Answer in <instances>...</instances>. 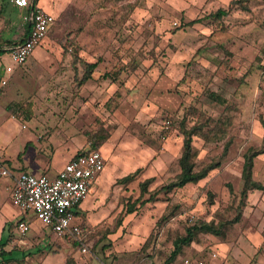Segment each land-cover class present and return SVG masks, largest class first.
<instances>
[{
	"label": "rangeland",
	"instance_id": "1",
	"mask_svg": "<svg viewBox=\"0 0 264 264\" xmlns=\"http://www.w3.org/2000/svg\"><path fill=\"white\" fill-rule=\"evenodd\" d=\"M229 1L48 0L57 11L40 47L55 58L29 82L31 96L23 105L13 104L14 111L22 119L47 118L52 129L65 127L75 135L68 139L76 150L100 148L105 168L113 173L136 172L130 183L106 185L102 204L97 194L106 178L94 182L96 194L80 208L87 254L52 236L51 255L68 245L73 264L117 259L123 264L131 260L123 253H132L136 264H180L188 256L203 264L264 263V152L254 158L252 169L253 181L263 189L247 190L245 196L241 191L243 156L259 151L264 140V0H248L246 9L235 7L221 19L208 17ZM24 12L0 0V48L23 36ZM74 56L99 62L81 84H89L82 97L81 73L75 75L70 66ZM190 127L199 128L191 139L196 168H215L195 184L161 193L157 203L140 205L145 194L137 184L149 169L154 177L146 195L158 194L178 175L182 130ZM82 130L86 134L77 133ZM28 133L24 128L15 139L24 141ZM138 197L129 221L147 214L151 229L142 233L127 224L119 230V212ZM90 211L99 217L87 218ZM203 223L219 235L197 233L170 260L173 242L187 234V227ZM9 224L19 238L14 221ZM17 254L5 253L0 264Z\"/></svg>",
	"mask_w": 264,
	"mask_h": 264
},
{
	"label": "crops",
	"instance_id": "2",
	"mask_svg": "<svg viewBox=\"0 0 264 264\" xmlns=\"http://www.w3.org/2000/svg\"><path fill=\"white\" fill-rule=\"evenodd\" d=\"M10 1L12 5L15 8H17V10H20L21 12L23 10L25 11L21 17L22 19L24 18L23 20L24 31L22 33L23 36L17 42L7 43L0 48V52H1L0 61L2 57H5V54L8 55L10 47L22 43V41L28 35L27 33L30 26L28 20V16L30 14V5L19 8L14 5L12 0ZM31 1L34 2V0ZM34 3L38 4L40 7H42L46 12L50 13L51 15L56 14L57 10L52 5H50V3H48V0H36ZM54 17L55 16H53V23L48 29L47 33L54 24ZM47 33L45 39L47 38L48 35ZM80 37H82V34L80 35ZM45 39L43 40V42L45 41ZM40 46L34 50L33 54L29 56L23 62V64L18 66L14 65L10 73L4 72V67L10 64L9 61L7 60V62L4 65H1L0 62V81L2 79L6 80L5 85L0 84V156H2L3 159V163L1 166L3 168H6L9 172L8 175L0 174V240L5 244L2 247L3 251H5L6 253L18 252L16 257L8 259V261L3 262L2 264H18V263L19 264H65L66 263V259L68 258L67 253L69 252L68 245L63 246L62 249L59 250L58 255L56 254H55L56 256L51 255V253L48 251L50 248V241L53 240L52 236H57V235H54L50 231L48 235L42 233L43 230H41L38 224L36 223L38 221L34 220L33 216L30 215L29 213L24 214L23 212H21L12 203L10 192L14 184V179L17 178V176L20 173H23L25 171L32 173V171H36L38 172L39 175L44 168H47L48 172H51L50 173L51 175H55L64 166L66 161L72 159L79 153H84L88 150H91L88 148H85L83 150L82 149L76 150L74 144L70 142L68 139V138H74L75 135L68 134L67 131L69 130H66L65 127L63 128V130L61 129L58 130L56 127L52 129V127L50 126V122L47 118H41L42 120H40L35 116L28 115L26 116L27 117L26 119H22V117H20L19 115V111L16 112L13 109L12 106L13 104L23 105L25 103L23 101L27 100V97L31 96L29 82H33L35 77L38 75L37 74L38 71L43 70L42 68L49 65L50 60L55 58L49 51L42 49ZM86 62L94 63L95 61L86 60ZM98 65L99 62H96V66L93 69V71L96 70ZM92 75H94V72L92 73ZM88 85L89 84L87 83L81 85L80 93H79L80 97H82V95L87 92ZM91 87L93 88L94 85H92ZM104 100L106 101V99ZM79 101L81 102V100ZM27 127L29 128V133L27 134L26 138H24V141L21 139L17 141L15 139L16 133L21 130H24V128ZM77 133L86 134V132H84L83 130ZM59 136H62V138L60 139L61 141L57 139L59 138ZM86 137L89 138L100 137L104 139L105 137L106 139L107 137L109 138V136L106 135L104 136L86 135ZM97 150H99L100 152V148ZM54 165L56 167H54ZM2 167H0V170ZM105 167H106V163H105ZM53 169L54 171H52ZM129 171H130L129 169L125 168V172H121L119 174V173H113L110 169L104 168V170L96 177V179L93 180L88 197L91 194L94 193L96 194V190L95 188H93L94 182L99 181L101 178L102 179L106 178L105 183L103 184L104 185L103 188H100V192H99L100 195L97 194V198H99V202L102 204V202L104 201V198H102L103 196L102 192L105 191L104 189L106 188V185L108 184L110 185L111 182H113V184L115 185L116 184L124 185L126 183L132 182V180L135 179L136 172H129ZM115 176H117L116 179L114 178ZM128 176H132V177L130 179H126ZM144 177L146 179L148 178L152 179L154 177V174H152V171H150L149 169L146 175H144ZM143 181H141L140 183H142ZM150 182L151 181H149L148 184ZM137 186L139 188V183L137 184ZM147 187L148 185L146 186V192L148 190ZM145 195L142 198V203L140 205L146 206L147 203L152 204L158 202V194L153 199L149 198L150 193H147L146 196ZM88 197L81 204V206L86 202ZM139 197L136 198V200L132 202L129 206L126 205L125 212L122 211L119 212L122 213L123 216L121 224L118 228L119 230L125 227L127 224H130L133 230H143L142 233H147L151 229V222H149L147 214L145 216H142L140 220H136L134 223L132 222L130 223L129 221L133 219L134 216L136 215L135 211L136 208L139 207L137 205L139 204L137 201ZM81 206L77 210L78 218L74 220V222L78 223L79 226L81 225L80 223L83 216V212L80 211ZM12 207H15L18 210V212L14 213ZM97 214H98L97 211L96 213L90 211V213H88V216L86 217L90 219L98 218L99 215ZM19 220L22 221L26 220L30 226V230L26 234L25 238H21V237L17 238V235L14 234V230H12V232L10 230L12 226L9 224V222L11 223L14 221L16 226ZM43 228L48 229L46 227ZM80 229H81V233H80L81 243L84 244L85 241L82 235L83 229L81 228V226ZM59 238H64L67 239L69 242H73L74 244H77L78 251L81 254H87L89 251L88 244H86L87 251L85 253H82L81 252L82 244L80 242L69 239L68 237H59ZM34 243H36L37 246H34ZM14 246L20 248L21 250L26 248L25 252L22 250L24 254L21 253V251H13L12 247ZM116 254L118 255L116 256L119 257V259H121L120 257L121 255H119V253ZM126 255L131 256L130 258L131 260L124 262L123 264L137 263L135 262L136 258H134V255L132 253H128V254L123 253L122 256H126ZM22 256L25 257L23 262L21 261ZM188 257L189 259H192L190 256ZM69 258H71V261H73L72 257ZM19 260L20 262H18ZM121 262L122 261L117 259L116 261L113 262L107 260V262L106 261L103 263L99 262L98 264H120ZM180 264H181V260H180Z\"/></svg>",
	"mask_w": 264,
	"mask_h": 264
},
{
	"label": "built area",
	"instance_id": "3",
	"mask_svg": "<svg viewBox=\"0 0 264 264\" xmlns=\"http://www.w3.org/2000/svg\"><path fill=\"white\" fill-rule=\"evenodd\" d=\"M14 5L22 8L30 5L28 20L30 23L27 37L22 43L9 48V65L4 67L10 73L13 66L23 64L46 37L53 23V16L31 0H12ZM1 85L6 80L0 81ZM3 159L0 156V167ZM105 159L99 150L79 153L65 162L64 166L51 175L44 168L39 175L29 172L20 173L14 179L10 196L12 203L24 214L29 213L33 219L54 235L68 237L81 243V229L74 220L78 218L77 210L89 195L94 179L104 170ZM1 175H8L6 168H1ZM17 234L22 236L29 229L28 222L19 220L15 226ZM82 244V243H81ZM87 251L82 244L81 252ZM214 256V255H213ZM181 264H203L201 260L185 258Z\"/></svg>",
	"mask_w": 264,
	"mask_h": 264
},
{
	"label": "trees",
	"instance_id": "4",
	"mask_svg": "<svg viewBox=\"0 0 264 264\" xmlns=\"http://www.w3.org/2000/svg\"><path fill=\"white\" fill-rule=\"evenodd\" d=\"M36 0H34L35 2ZM247 2L248 0H230L228 5L223 8H218L216 11L211 12L208 17L210 18H216V19H221L223 16H226L229 14L230 10L235 8V7H240L242 9L247 8ZM196 20H192L194 22ZM191 22V20L189 21ZM191 22V23H192ZM1 53V52H0ZM78 65L80 71H77L75 66ZM70 66L73 70V73L75 75H78V73H81V78L78 81V83L81 85L85 81H87L90 76L91 72L96 66V62L94 63H88L80 58H76V56L72 57V60L70 62ZM118 71V70H117ZM78 72V73H77ZM14 106V105H13ZM199 128H185L182 130V139H181V155L178 159V166H179V173L175 177L174 180H171L169 183L164 184L160 186L157 189L158 193V200H159V195L161 193L163 194H168L170 193L171 190L180 188L186 183L190 184H195L201 179H204L208 173L215 168L213 165L205 166L203 168L197 169L194 158L196 153L194 152L192 145H191V139L194 134L197 133ZM98 139V137L96 138ZM104 139V138H101ZM99 139V140H101ZM93 147L97 148L98 144L93 143ZM91 150H97V149H91ZM261 152H264V140H262V145L261 149L259 151H254L250 150L243 156V166H242V196H245L247 190H261L263 187L258 183L254 182L252 179V169H253V164H254V158L259 155ZM132 176H128L126 179H130ZM150 181V178L146 179L142 183L139 184L140 186V193L141 195L146 193V186L148 182ZM140 195V196H141ZM157 195V194H156ZM156 195H150V199H153ZM148 198V199H149ZM142 203V202H141ZM129 210V209H128ZM218 229L215 228L212 224H207L203 223L198 226H192V227H187L186 232L187 234L179 239H176L173 242L174 249L171 253L170 260L174 259L175 256L179 253L180 249L182 246L187 245L191 243L197 233H209L213 235H219V232L217 231ZM5 244L0 240V256H3L6 252L3 251V246ZM3 262L8 261L7 260H2ZM65 264H72L71 258L66 259Z\"/></svg>",
	"mask_w": 264,
	"mask_h": 264
}]
</instances>
